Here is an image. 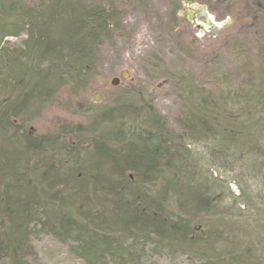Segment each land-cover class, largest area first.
<instances>
[{
    "label": "trees",
    "instance_id": "1",
    "mask_svg": "<svg viewBox=\"0 0 264 264\" xmlns=\"http://www.w3.org/2000/svg\"><path fill=\"white\" fill-rule=\"evenodd\" d=\"M91 2L0 0V264H29L36 256L31 237L42 229L69 241L88 264H139L150 243L200 253L201 241L211 250L199 264H264L239 237L213 246L212 231L193 238L194 219L209 213L213 198L204 194L202 159L190 148L206 141L223 158L237 157L245 166L262 160L264 167V78L250 94L222 88L204 98L181 76L186 103L178 130L134 105L136 92L106 111L100 122L110 125L92 121L89 130L96 133L83 132L88 136L74 142L72 133L45 139L25 131L32 109L52 103L64 87L85 85L104 41L137 1ZM172 13L179 18L175 5ZM257 56L264 64L263 48ZM184 185L202 191L192 197L199 201L195 210L178 198L188 199ZM254 220L253 226L264 222ZM253 243L264 249V236Z\"/></svg>",
    "mask_w": 264,
    "mask_h": 264
},
{
    "label": "rangeland",
    "instance_id": "2",
    "mask_svg": "<svg viewBox=\"0 0 264 264\" xmlns=\"http://www.w3.org/2000/svg\"><path fill=\"white\" fill-rule=\"evenodd\" d=\"M136 1V4L127 6L123 18L118 21L119 25H116L114 37L104 41L85 85L76 90L64 87L52 99V103L44 108L32 109L36 114H32V119L25 125L28 134L45 139L58 136L61 139L63 134L72 133V142L75 141L74 137L80 139L84 135L85 138L88 136L85 133H96L89 130L92 121L99 120L96 121L99 126L110 125L109 121L100 122L103 116H107L106 111L111 112L118 101L136 92L134 105L149 107L152 113L165 117L170 129L178 130L177 116L186 103L183 99L185 91L178 83L181 76H189L193 80L191 90L201 88V97L204 98L219 95L222 88L250 94L263 80L264 64L257 56L260 47L254 40V34L244 26L247 24L244 15H240V22L246 19V22L240 23L241 28L229 22L216 30H203L189 23L185 15L179 16L188 8L183 0ZM103 2L92 0L91 3ZM195 2L206 5L216 21H226L235 15L232 0ZM174 5L179 18L172 13ZM201 13L198 9L197 14ZM8 39L15 40L11 37ZM124 69L129 71L128 78L121 77ZM116 77H120V82L111 84ZM222 82L227 85H221ZM261 89L264 94V85ZM95 93L101 96L99 101L94 100ZM190 95L193 98L196 94L190 92ZM207 144L206 141L194 142L190 147L193 155L202 159L199 169L204 194L213 198L209 213L200 211L194 219L193 238L196 240L198 234L212 231L216 238L211 237L209 244L213 246L222 237L223 241L226 238L233 241L239 237V240H245L244 247L249 246L260 252L258 255L264 256L262 246L258 245V249L262 250L258 251V246L253 243V240L256 242L264 236V222L251 225L255 217L258 220L264 218L261 215L264 209L262 160L259 164L250 162L251 166L241 165L237 157L229 155V158H223L221 152L214 153L213 147ZM212 154L222 157V161L210 160ZM68 160L64 163L68 164ZM184 189L188 199L180 194L178 198L185 199L180 202L188 203L195 210L199 201L192 197L195 193L200 195L202 191L189 185H184ZM242 201H248L249 206L242 205ZM177 211L184 214L182 210ZM31 242L36 256L29 264H88L71 251L69 241L57 238L50 230H36ZM200 243L203 253L161 249L150 243L146 256L139 264H199L206 259L205 253L211 250L204 246L203 241Z\"/></svg>",
    "mask_w": 264,
    "mask_h": 264
},
{
    "label": "flooded vegetation",
    "instance_id": "3",
    "mask_svg": "<svg viewBox=\"0 0 264 264\" xmlns=\"http://www.w3.org/2000/svg\"><path fill=\"white\" fill-rule=\"evenodd\" d=\"M184 1V0H183ZM196 5H187V9H194L195 10V16H197V10H201L198 6H204L206 8V5H199L198 3L193 0ZM205 0H202V2ZM217 2H225L227 0H215ZM232 6L233 9L235 10V15L232 17L228 18L226 23H235V25L239 26L240 28L243 24V22H246L247 19V24H245V27H248L250 31L254 34L255 36V41L259 44L260 50L263 48L264 51V0H232ZM187 9L183 10L184 13L179 14V16H184L186 17V20L189 23H192L196 26L194 22H190L186 16L187 14ZM206 11L209 12L206 8ZM237 11V12H236ZM202 12V10H201ZM202 14V13H201ZM240 15H244L246 17L245 21L240 22ZM239 21V22H238Z\"/></svg>",
    "mask_w": 264,
    "mask_h": 264
},
{
    "label": "water",
    "instance_id": "4",
    "mask_svg": "<svg viewBox=\"0 0 264 264\" xmlns=\"http://www.w3.org/2000/svg\"><path fill=\"white\" fill-rule=\"evenodd\" d=\"M186 4L188 5H196L193 0H184ZM202 10L201 15L195 16V10L194 9H187V18L190 22H194L198 28H201L203 30L208 29H219L224 25V21H216L214 17L206 11V8L204 6H198ZM184 13V11H182ZM121 77L128 78L129 77V71L127 69H124L121 72ZM120 82V77L113 78L111 80V84L116 85ZM101 99V96L99 93H95L94 100L99 101Z\"/></svg>",
    "mask_w": 264,
    "mask_h": 264
}]
</instances>
